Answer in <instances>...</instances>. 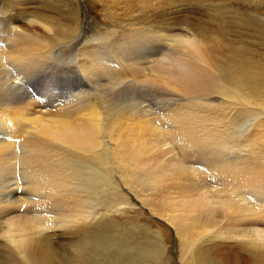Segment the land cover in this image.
Here are the masks:
<instances>
[{"label": "bare ground", "instance_id": "bare-ground-1", "mask_svg": "<svg viewBox=\"0 0 264 264\" xmlns=\"http://www.w3.org/2000/svg\"><path fill=\"white\" fill-rule=\"evenodd\" d=\"M34 13L10 14L0 0V264H170L161 234L106 222L132 206L113 186L121 183L117 172L128 176L130 191L151 193L140 203L171 227L180 264H229L217 240L232 229L231 264H264L259 64L231 47L226 61L202 27H187L188 36L180 37L174 33L181 27L159 13L156 25L150 17L143 26L122 24L121 31L90 38L58 66L54 44L77 29L70 25L59 33L51 17ZM208 42L217 45L210 52L218 58ZM61 74L75 85L71 100L57 105ZM93 76L120 89L128 79L159 88L164 106L132 98L106 108L102 96L100 112L88 102L87 88L99 90ZM127 123L149 126L151 134L131 129L125 137ZM205 146L218 148L208 152ZM216 206L231 209L230 221ZM71 223L81 226L68 233L74 256L67 258L51 233Z\"/></svg>", "mask_w": 264, "mask_h": 264}, {"label": "rangeland", "instance_id": "rangeland-1", "mask_svg": "<svg viewBox=\"0 0 264 264\" xmlns=\"http://www.w3.org/2000/svg\"><path fill=\"white\" fill-rule=\"evenodd\" d=\"M2 2L9 10L10 14L20 12L22 13L21 15H33L35 12L34 15H43L44 17H46L47 14L46 18L51 17L48 19L55 21L57 26L60 28L59 33H62V29L68 28L70 25L72 28L76 27L77 33L75 35L72 33V36L67 39L65 43L64 41H60L59 44H54L56 45L57 50L56 60L58 66L60 64H67L68 59L73 57L75 51L81 46L80 44H84V42L88 41L90 38L95 39L97 36L107 34L109 31H121L120 26L122 24L136 22L139 24V26H143V21H147L146 19H150V17V20L156 25L160 23V16H158L159 13H165L166 19H169L173 25L181 27L182 29L176 31L174 34L179 35L180 37L188 36L186 33L187 27H202L213 39V42H216L218 46L221 47V51L224 53L226 61L228 60V57L231 56V47L232 49L235 48V50H239V53L243 55L245 59L252 61L255 65L259 64V69L262 71L264 70V0H155L153 2L148 0H2ZM26 11L28 12L26 13ZM19 25L23 29L26 27L21 23H19ZM144 28H147V25ZM40 35L47 37L45 31L40 33ZM73 37H77V39L74 40ZM53 40H56L54 36ZM213 42H208L206 49H210L208 52L214 56V58H218L217 54L213 55L211 53L217 47V45ZM174 47L175 49H179L176 44ZM58 66L55 69V72L60 71L61 67L58 68ZM58 77L59 78L56 80L57 88L55 89L57 92L59 91V93H57L59 100L57 105L65 102L64 100H69L71 96H73V93L70 92L73 88V85H75L73 83L68 84L64 82V77L62 74ZM96 77L97 76H93L94 80L96 79L99 82L94 83V86L98 87L99 90L97 89L96 91L98 92H96L94 91L95 88L91 90L87 88V92H89L87 95H89L88 102L92 105H97V109L99 111L102 107L100 105L102 96H104L103 101L107 100L104 105L106 108L110 105L113 107L110 106L109 108H114V106L116 107L119 104L125 105V102L127 104V102L129 103L133 101V99L136 101H150L151 104L158 109L164 106L162 104L163 97L158 92L159 88L155 90H148L147 88L144 89L141 85V80H139L141 82L134 81V85L133 82L128 79L126 80V84L123 85L124 87L121 86L123 88L120 89L119 87L112 86V82L107 83L104 77L101 80ZM40 83L41 82H39L37 88L38 90H42V84ZM52 84L49 82V85L53 86ZM136 84H139L140 86ZM145 84L148 85V83ZM101 87H104L102 91L100 90ZM107 87L110 88L108 89ZM137 89H139V91H137ZM120 91H122V93ZM217 101L218 100H216V102ZM69 105L70 104H68V106ZM48 106L52 108L51 106L53 105L49 104ZM148 127L142 124L140 126L137 124L127 123V125L125 124L122 128V130H127L124 131L126 134L123 132L122 135L126 137L129 135L130 131L133 130V134H135L134 131H138V135L149 136L151 133L149 132ZM144 130H146L147 133L146 131L144 132ZM225 146H227V144ZM217 148L218 147L212 146L201 147L203 151L207 150L208 152H210L209 150H215ZM124 174L125 173L121 172L120 174V172H117L116 175L119 179H121L122 185L121 183H118L117 180H115L116 182L113 181V186L115 188L117 186V189H119L118 192L124 197V199L126 197V200H129L128 203L132 206L130 207L128 205V207H126L128 212L126 211L125 215L119 212L110 214L108 217H106V222L115 224L117 229L121 227V225L123 229L128 227L131 229H136L138 226V228H144L146 230V228L150 227V231H153V233L156 232L154 233L155 235L161 234L163 242L167 244V255H169L170 264H180V247L179 243L174 238V232L172 231L171 227L164 223L161 218L158 219V215H156L157 218L155 215L153 216L152 213L150 215V209L144 207V205L140 203L144 198H150L151 193L140 191L141 188L137 189V192H135L137 194L130 191V188L128 187L129 178H127L128 176ZM214 187L215 188L213 191H216L218 187ZM111 191L112 190H110V192ZM129 192L132 193V196L136 197L137 195V199H134V197L130 196ZM198 194H200V192H194V195ZM111 200L112 198L108 196L107 201ZM216 208L220 210L221 219L230 221V217L233 216L231 209H222L217 206ZM131 218L134 222L136 220L137 222L133 223V221L130 220ZM113 220H115V222H113ZM79 223H82L81 225L84 224V222ZM79 223H71L70 225L64 224L62 229L57 230L56 233H51L54 235V242L61 244L59 250L65 255H63L64 257L72 258L74 256V252L71 251L72 248L67 246V244L69 245L70 243V238H74V236L68 233L73 232L72 229L75 230L76 227L81 226ZM126 223L130 224L128 225ZM140 224L142 225L141 227ZM71 226H73V228ZM233 231V229L232 231H223V235H219V239L217 240V242L224 244L223 252L229 264H231V262L234 260L231 256V253L233 250V245L237 243L235 235L232 234ZM3 237V242L0 243V248H3V244L5 243V236ZM2 248L0 249V255H3Z\"/></svg>", "mask_w": 264, "mask_h": 264}]
</instances>
